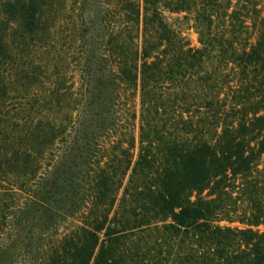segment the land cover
<instances>
[{
	"label": "trees",
	"instance_id": "16d2710c",
	"mask_svg": "<svg viewBox=\"0 0 264 264\" xmlns=\"http://www.w3.org/2000/svg\"><path fill=\"white\" fill-rule=\"evenodd\" d=\"M54 1L0 0V264H264V0Z\"/></svg>",
	"mask_w": 264,
	"mask_h": 264
},
{
	"label": "rangeland",
	"instance_id": "374dc122",
	"mask_svg": "<svg viewBox=\"0 0 264 264\" xmlns=\"http://www.w3.org/2000/svg\"><path fill=\"white\" fill-rule=\"evenodd\" d=\"M62 4H63V0H55L54 4L51 8V12L50 13H46V20L47 22H56V26L58 27L59 25V21L63 20L64 18V9L62 8ZM63 22V21H62ZM54 24V23H53ZM186 35L188 37V39L191 41V44L193 45H198V34L196 32V30L192 27L188 28L186 30ZM57 62L60 63V61L57 59ZM12 80H13V76H12ZM134 91V90H133ZM131 90V92H133ZM130 104H131V108L135 111L138 112V108H139V96H138V91L135 90V94H131V98H130ZM259 164L260 167H264V153L261 155V157L259 158ZM17 178L20 174L19 173H14ZM13 174H9L7 178L10 179H6V181H10V180H15V177H12ZM233 197L231 198V203H232V207L234 210H236V212H244L245 211V207H246V196L244 194L241 193V190H239L238 188L234 189V192L232 193ZM233 216H235V214H233ZM221 224L224 225H231V226H236V225H242L241 223H239L238 221H227V220H222L220 222ZM260 228H263L262 226Z\"/></svg>",
	"mask_w": 264,
	"mask_h": 264
}]
</instances>
